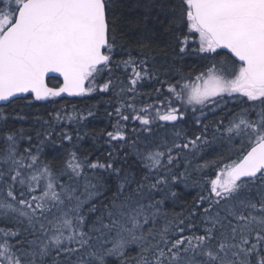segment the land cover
Segmentation results:
<instances>
[{
	"label": "snow or ice",
	"instance_id": "obj_1",
	"mask_svg": "<svg viewBox=\"0 0 264 264\" xmlns=\"http://www.w3.org/2000/svg\"><path fill=\"white\" fill-rule=\"evenodd\" d=\"M115 3L0 0V102L31 107L111 93L107 115L116 122L108 142L120 144L125 163L129 151L138 163L130 175L111 153L101 162L71 150L56 169L41 158L43 146L53 136L71 145L72 133L56 126L84 121L91 109H56L43 138L36 133L38 143L0 110V264H264V0H142L146 20L158 9L156 19L163 14L169 22L162 35L171 40V65L191 45L208 61L195 73L170 67L165 79L142 40L139 58L129 51L114 61L124 47L110 21ZM121 68L127 83L114 77ZM143 81L160 86L152 104L137 108ZM229 100L233 108L212 122V140L233 146L230 154L193 168L187 154L210 143L207 114L225 112ZM189 113L203 128L198 135L153 134L154 126L175 129ZM128 121L139 122L134 139ZM180 184L199 192L188 208L170 213L165 202L177 198L172 188Z\"/></svg>",
	"mask_w": 264,
	"mask_h": 264
},
{
	"label": "trees",
	"instance_id": "obj_2",
	"mask_svg": "<svg viewBox=\"0 0 264 264\" xmlns=\"http://www.w3.org/2000/svg\"><path fill=\"white\" fill-rule=\"evenodd\" d=\"M176 0H173L175 3ZM158 9L154 10L152 16L147 20L145 19V10L142 6V0H116L115 6L110 13V21L115 22V27L117 29V44L123 45L121 50L118 47L117 53L114 56V61H119L121 59H128V52L131 51L133 57L139 58V49L137 47V41L142 40L149 45L148 51L157 57V62L155 67L160 70L161 79H165L164 73L171 67L173 72L175 69H180L183 73L187 74L189 72H199L204 69L208 64V61L201 58L200 54L193 53L191 48L196 47V45H191L189 49V54L185 55L182 60L177 61L174 65H171L172 61V51L167 44L171 43L170 38H165L162 34L168 28V20L164 19L163 14L156 19ZM163 24V27H161ZM145 28L148 31H145ZM155 30V31H154ZM167 54V55H166ZM219 59V57H217ZM167 61V62H166ZM115 78H119L127 83L126 74L123 69L117 70L114 73ZM50 87H57L59 82L54 79L48 80ZM158 83L151 81L141 82V86L137 88L138 95L136 96V107H143L145 104H152L154 102V88L159 87ZM151 94V95H150ZM131 95V94H129ZM109 101L112 104L115 103V98L112 94L99 95L93 93L88 97H77L71 100L57 99L55 103L49 102H33L31 107H25V101L16 100L12 104H8L5 107H1L6 115L10 117L9 126L15 129H24L27 133H30L33 137L35 143L36 133H41V138H43V132L48 130L47 125L44 121H50V114L55 113L56 109H63L65 114L73 112V107L75 111L82 112L87 115V111L91 109L94 113L92 116H88L84 121H75L68 124L66 121L62 122L64 127L61 128L59 125L56 126V131H68L73 135V142L71 145L64 143L60 144V138L53 136L51 140L46 142L43 146V151L41 158L48 162H53V166L59 169L66 158V153L71 150L77 151L81 158L87 156L90 160H100L101 162H106L109 160V153L113 157L117 158V167L123 166L124 170L130 175L137 174L138 163L136 162V157L134 153L129 151L128 159L125 163L123 158L125 152L117 151L120 149V144L108 142L106 133L108 131H113L112 125L116 122V118H109L107 113L112 112L114 109L110 106ZM234 102L228 101V108L225 112H217L216 115L211 113L207 114V118L204 120L205 124H209L208 140L210 143L208 145H202L199 152L187 154V159L192 161V166L195 168L197 164L203 163L204 161H211L213 159H219L220 154L224 153L229 155V148L233 147L228 145L226 142L213 141L212 128L214 125L213 121L217 120L220 116L226 114L228 109L233 108ZM236 110L243 105L236 104ZM17 115L23 116V120L14 119ZM199 115V113H197ZM254 115V114H253ZM227 121H225L226 123ZM124 123V122H122ZM140 127L138 121H128L127 131L131 138H135V134L132 129ZM153 134L157 137H167L169 140L174 138L175 131H181L189 137H194L203 131L202 126H196L194 119L189 113L188 118L176 125V128L171 127L157 128L153 127ZM77 134L81 139L77 140ZM147 133H140V138L143 139L147 136ZM27 146V145H25ZM230 146V147H226ZM238 147V144L235 145ZM183 159L180 161V170L183 171ZM214 171V170H213ZM105 177L108 173H103ZM89 175H91L89 173ZM197 174L193 173L192 179H196ZM111 183L114 186L116 183V178L114 175L111 177ZM172 191L177 193V198L173 200L171 197L165 202V210L168 212H180L182 209H186L191 205L193 198L199 192L198 188L185 187L183 184L175 185ZM157 199L160 198V194H157ZM136 255L135 250H129L128 256L132 257ZM114 260V258H113ZM109 264H112L110 260ZM118 264V262H117Z\"/></svg>",
	"mask_w": 264,
	"mask_h": 264
},
{
	"label": "water",
	"instance_id": "obj_3",
	"mask_svg": "<svg viewBox=\"0 0 264 264\" xmlns=\"http://www.w3.org/2000/svg\"><path fill=\"white\" fill-rule=\"evenodd\" d=\"M54 79V80H57L59 83H60V80L58 77H56V74H49V79ZM74 98H77V97H67V96H64L62 98H57V99H67V100H71V99H74ZM34 102H37V103H40V102H44V101H34ZM8 104H5L4 102H0V108L1 107H5L7 106Z\"/></svg>",
	"mask_w": 264,
	"mask_h": 264
},
{
	"label": "rangeland",
	"instance_id": "obj_4",
	"mask_svg": "<svg viewBox=\"0 0 264 264\" xmlns=\"http://www.w3.org/2000/svg\"><path fill=\"white\" fill-rule=\"evenodd\" d=\"M226 147H230V146H226Z\"/></svg>",
	"mask_w": 264,
	"mask_h": 264
},
{
	"label": "bare ground",
	"instance_id": "obj_5",
	"mask_svg": "<svg viewBox=\"0 0 264 264\" xmlns=\"http://www.w3.org/2000/svg\"><path fill=\"white\" fill-rule=\"evenodd\" d=\"M66 100V99H65Z\"/></svg>",
	"mask_w": 264,
	"mask_h": 264
}]
</instances>
